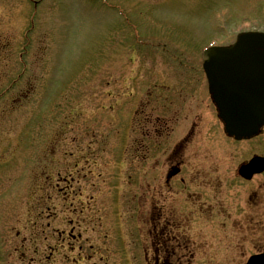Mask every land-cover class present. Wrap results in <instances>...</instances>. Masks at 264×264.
<instances>
[{
  "label": "rangeland",
  "instance_id": "1",
  "mask_svg": "<svg viewBox=\"0 0 264 264\" xmlns=\"http://www.w3.org/2000/svg\"><path fill=\"white\" fill-rule=\"evenodd\" d=\"M127 21L156 39L165 38L163 41L184 60L198 65L202 47L233 42L242 28L264 30V0H0V165L6 162L0 168V264H20L22 257L28 260L30 256L33 264L50 263L53 258L57 264H71L67 250L79 254L80 234L73 232L76 240L71 241L62 232L74 226L75 210L79 215L78 189L83 180L75 181L67 190L62 178L69 177L70 170L65 168L71 142L62 145L58 136L61 145L52 154L55 139L51 138L56 126L62 125L61 112L76 105L81 104V116L72 120L73 136L79 134V126L82 129V111L89 123L100 113L109 118L113 109L129 108L127 96L125 103L122 99L118 102L127 95V83H150L152 90L158 89L155 94L165 96L171 87L176 97L181 95L200 115V125L172 154L180 168L177 178L184 181L177 180L165 190L163 177L169 165L163 156L132 167L133 175L139 177L134 183L127 179L129 168L123 166L117 173L110 152L114 142L108 134L109 125L103 124L95 154L88 153L89 162L83 164L94 175L87 173L88 183L82 189L98 198L97 208L91 206L89 214L90 218L97 216L91 225H96L98 233L93 240L110 235L115 221L110 198L122 188L125 213L130 201L134 202L130 211L139 203L145 215L154 205L162 207L161 192L174 208L186 209L180 212L192 219L198 241L226 239L237 249L241 246L246 260L264 250V176L253 187L259 188L258 196L249 197L253 190H242L233 180L241 163L255 155L264 156V130L251 142L229 141L215 119L200 72L183 71L157 51L134 47ZM121 83H125L123 87ZM41 112L44 114L36 123L35 117ZM185 126L183 122L168 142L176 136V142L187 137L190 130ZM166 146L171 153L172 146ZM159 149L161 155L166 147ZM46 167L53 168L50 174L54 178L49 183L39 172ZM84 169L75 174L83 178ZM233 190H240L239 195H233ZM30 195L31 205L27 207ZM23 208L17 228L26 245L21 246L23 240L19 239L12 241L10 248L17 213ZM134 212L137 214L138 209ZM81 217L82 213L77 222L80 227ZM116 235L123 260L114 255L115 248L110 259L99 250L98 256L105 258L100 264H144L137 249L139 234L133 239L127 237L123 225L118 226ZM34 236L38 244L29 247ZM52 239L55 248L50 247ZM14 247L17 253L12 252Z\"/></svg>",
  "mask_w": 264,
  "mask_h": 264
},
{
  "label": "flooded vegetation",
  "instance_id": "2",
  "mask_svg": "<svg viewBox=\"0 0 264 264\" xmlns=\"http://www.w3.org/2000/svg\"><path fill=\"white\" fill-rule=\"evenodd\" d=\"M147 89H149V86H147ZM132 92H134L133 88ZM134 96H132V100L135 99ZM148 97H152L150 92ZM160 99L161 103L159 105V109L161 112H150L148 111V106H145L143 111H139V120L136 123V128L139 132L138 137H134L135 123H133V127L129 129L130 134L128 136V140L131 142L129 145V157L131 163H129V167H133L135 159L148 163L150 161L151 146L159 148L165 146L166 150L164 149L161 155L167 159L166 154L168 148L166 144H161V142L158 143V140L161 141L164 132L173 130L170 129V126H172L184 115H182V113H171L168 110L167 103L169 102V97H160ZM128 112L127 113L129 115L133 113L130 110ZM193 116L194 118H191ZM185 117L188 120H198L200 115H185ZM68 130L69 128H63V135H65ZM92 136L95 142L98 141L95 133H92ZM155 140L156 143H151ZM87 155L88 152L84 151V158H86ZM172 156L173 155L169 157L168 162L167 160L164 161L165 165H169V169L178 164L173 160ZM83 172L84 177L81 179L84 180L83 186H85L86 179L88 177L87 173L89 174L90 172L87 171L86 168ZM129 178L133 179L134 176H130ZM63 179L67 180V177L65 176ZM163 179L165 190H167L171 184H176V181L178 180L177 177H171L170 175L167 176L166 173ZM49 180L50 177L48 176V183ZM258 190L259 188L254 191ZM81 195L84 196V201L82 205L83 212L81 217L82 227L81 232H78L80 234L78 244V249L80 250L79 253L83 264H100L105 261L103 256H98L99 250L100 255L103 253L102 243L93 240V236L95 237L98 234L96 225H93L91 228L92 222L97 220V216L94 215L93 218L89 217L91 206L96 205L97 197L92 195L90 192H85L83 190ZM163 195L164 194L159 192V200L162 201L163 206L157 207L154 205L153 209L148 212V215L143 214L142 217L141 231L143 232H141V236L143 239L142 249L144 264H245L246 259L240 250V245L237 249L236 246H233L230 241L226 239L218 240L217 242L198 241V234L192 224V219L181 213L186 211V209L180 210V212L177 208L172 206V203L167 202L166 198H162ZM258 195L259 192L254 193V196ZM143 209L145 208L143 207ZM243 220L245 223L249 224L246 219ZM73 232L75 231H63V233H65L64 238L66 239L67 235L68 238H71V241L76 240ZM51 238H53V236H51ZM37 244L38 240L33 239L30 242V247H34ZM55 246L56 242L52 239L50 241V247L55 248ZM114 255L116 256V254ZM106 257V259H110L108 257H112V255L110 256L109 254L106 255ZM50 263L55 264L56 261L52 260Z\"/></svg>",
  "mask_w": 264,
  "mask_h": 264
},
{
  "label": "water",
  "instance_id": "3",
  "mask_svg": "<svg viewBox=\"0 0 264 264\" xmlns=\"http://www.w3.org/2000/svg\"><path fill=\"white\" fill-rule=\"evenodd\" d=\"M205 62L226 133L236 140L257 135L264 125V34L240 35L232 48L206 53ZM263 171L264 161L256 159L243 175L250 177ZM250 264H264V257Z\"/></svg>",
  "mask_w": 264,
  "mask_h": 264
}]
</instances>
